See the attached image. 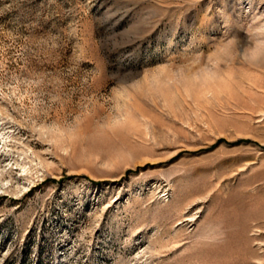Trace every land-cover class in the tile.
I'll return each mask as SVG.
<instances>
[{"label": "rangeland", "instance_id": "374dc122", "mask_svg": "<svg viewBox=\"0 0 264 264\" xmlns=\"http://www.w3.org/2000/svg\"><path fill=\"white\" fill-rule=\"evenodd\" d=\"M0 264H264V0H0Z\"/></svg>", "mask_w": 264, "mask_h": 264}]
</instances>
